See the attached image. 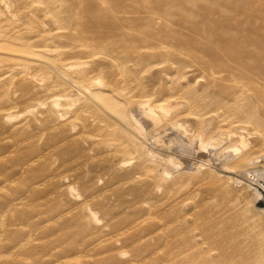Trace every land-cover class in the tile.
Listing matches in <instances>:
<instances>
[{"label": "rangeland", "instance_id": "obj_1", "mask_svg": "<svg viewBox=\"0 0 264 264\" xmlns=\"http://www.w3.org/2000/svg\"><path fill=\"white\" fill-rule=\"evenodd\" d=\"M7 42L61 67L76 63L69 74L86 86L99 80L104 93L168 105L156 128H146L153 144L165 147L177 123L192 141L201 126L191 111L217 104H246L264 127V0H0V44ZM47 67L0 54V264L258 258L264 216L246 186L218 177L214 167L192 173L168 163L169 176L161 177L136 153L115 154L129 139ZM239 85L244 93L234 101ZM238 117L224 129L246 127L250 156L263 154L262 127ZM214 130L213 122L204 137ZM163 147L150 148L168 155Z\"/></svg>", "mask_w": 264, "mask_h": 264}, {"label": "bare ground", "instance_id": "obj_2", "mask_svg": "<svg viewBox=\"0 0 264 264\" xmlns=\"http://www.w3.org/2000/svg\"><path fill=\"white\" fill-rule=\"evenodd\" d=\"M9 43L7 42V44H0V54L34 59L42 62V64L44 63L49 68L55 69L60 75L64 76L66 80L65 83L68 85V87L75 90L77 94L80 95V97L86 99L85 102L91 105L89 107L93 109V112L95 111L98 114L103 115L104 117L106 116L113 121L112 123L117 125V130L129 139L130 147L127 148L126 146L124 147V145L122 146L121 144H116L115 147H117V153L115 154H119L118 152L126 153L129 155L132 153H136V158L137 160H139V162H149L153 165L155 164V166L157 167V171L161 174V177L169 176V171L165 168L168 163L169 166L171 164L176 167V169L177 167H180V165L184 164L185 166L182 167H184L188 171H192V173L200 172L204 169L214 170L211 168L214 167V172L216 175H218V177H226L229 183L246 186V188L251 192L252 203L251 200H249V203L253 206L255 212H257L258 214L261 213V215L264 216V207L255 206V203L259 199H261V194L255 187L252 186V183H259L260 180H264V153L258 156H250V144L246 142L243 135V133L247 132L246 127L234 126L232 130L224 129V124H232L234 122H237L236 120H239V114L244 117L243 119L246 120V123L251 122L252 124H256L260 128L262 127L260 123L253 118V112L250 110V108L247 107L246 104H240L235 107L226 109L223 104H217L216 107L212 110L204 111L202 113L191 111L192 114H195L199 117L201 128L197 133L195 132L192 137L193 140L190 141L189 139L185 138V136L181 132L182 129L185 130L182 125H179L178 123V125L172 124L173 127H175V131L173 130L174 132H171L172 134L164 136L165 138L163 142H165L164 144L166 150L169 153L168 155H166L167 153L164 155V153L162 154L150 148L163 146L153 144L150 139L147 140L146 137L148 131L146 128H156L155 126L159 121L160 115H166V113L169 112L170 109L168 105H151L149 100L131 101L127 98H123L122 94L117 95V93H115L114 91H110V93H104L103 90L105 89L103 88V84L99 80L92 84L93 86H95L94 88L90 87V84L86 86L82 82V80L72 77L69 74V70L78 69L75 68L76 63H65L61 67L55 62L54 58L52 59L48 54L31 51L28 46L27 47L29 50L16 47L13 44L10 45ZM48 67L46 69H48ZM234 90L235 91L232 93V100L237 101L240 96L242 97L244 93L243 86H236ZM243 97L245 98V96ZM68 98L66 99L67 101L73 103L74 101H76L75 99L73 100L71 98ZM50 103L56 107L59 104V100L53 99ZM128 103L130 104V107ZM209 113L210 115H208L207 119H205L206 117L204 118V115H207ZM213 122L215 123L214 132H211V135L204 137V131ZM168 126L170 128V125ZM150 128L148 130H150ZM261 129L262 130L259 131L260 133H258L257 135L259 137V142L264 144V127H262ZM124 140L125 139H123V141ZM128 161L129 160L123 161V164L127 163ZM232 161L244 162V165L240 169H235L234 167L229 166V162ZM169 168L170 167H168V169ZM184 168L182 169L184 170ZM159 175L157 176L159 177ZM69 189L72 188L70 187ZM85 211H87V216L90 220H97L95 213L91 211L88 206L86 207ZM256 250H258V248ZM249 263L264 264V251L258 252V258L254 262L250 261Z\"/></svg>", "mask_w": 264, "mask_h": 264}, {"label": "water", "instance_id": "obj_3", "mask_svg": "<svg viewBox=\"0 0 264 264\" xmlns=\"http://www.w3.org/2000/svg\"><path fill=\"white\" fill-rule=\"evenodd\" d=\"M252 186L255 187L261 194V199L255 203V206L264 207V180H260L259 183H252Z\"/></svg>", "mask_w": 264, "mask_h": 264}]
</instances>
